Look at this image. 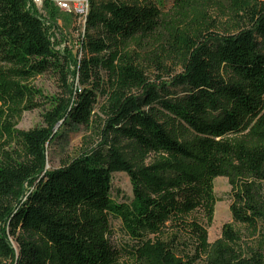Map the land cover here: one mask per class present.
<instances>
[{"label": "trees", "instance_id": "obj_1", "mask_svg": "<svg viewBox=\"0 0 264 264\" xmlns=\"http://www.w3.org/2000/svg\"><path fill=\"white\" fill-rule=\"evenodd\" d=\"M26 8L0 0V259L15 256L6 228L26 237L18 264H264V0H173L166 13L156 0H89L75 63ZM147 63L180 70L156 87ZM72 64L104 97L106 134L154 153V164L136 168L107 148L45 170L53 127L88 124L94 90L74 91L42 128L15 126L39 96L28 82L52 73L65 84ZM115 173L129 179L127 202L111 197ZM217 178L230 187L232 224L209 244ZM112 219L129 240L121 250Z\"/></svg>", "mask_w": 264, "mask_h": 264}, {"label": "rangeland", "instance_id": "obj_2", "mask_svg": "<svg viewBox=\"0 0 264 264\" xmlns=\"http://www.w3.org/2000/svg\"><path fill=\"white\" fill-rule=\"evenodd\" d=\"M172 1L156 0V4L161 11L166 13L171 9ZM208 17L218 20L220 19V14L211 11ZM59 27L60 34L58 40L66 43L63 54L66 52L70 53L72 61L75 63L77 56L80 58L84 55L83 51H79L78 34H80L81 28L77 27L74 23H70L69 25L62 23ZM144 65L147 78L156 87L161 86L162 83L167 85L171 77L176 75L180 70L170 63L165 64V71L156 69L155 65L153 66L152 64L147 63ZM77 76L75 65L72 64L68 67V76L65 84L58 75L52 73H47L29 81V86L36 90L39 96L33 102L35 108L22 113L20 119L17 120L15 129L21 132H27L34 128H42L44 127L43 115L54 109L58 104H70L74 91H76V94H81L83 91H93L95 89V84L92 80L82 85ZM99 77L103 83L106 81V75L104 73L100 72ZM93 93L95 95V102L88 124H76L64 118V120L59 121L53 127L52 136L44 145L46 157L45 170H56L62 164L78 158L80 155L105 152L107 148L117 151L136 168L154 164V153L145 154L134 144L117 138L113 134H106L105 124L107 116L102 111L104 97L98 91L94 90ZM4 151L10 153L11 147H5ZM262 185L264 193V182ZM213 193L217 201L214 206L212 223L207 228V242L209 244L220 237L223 225L232 224L228 210L231 202L229 195L230 187L225 178H217L214 180ZM111 197L115 201L122 203L131 199V187L126 174L115 173L112 175ZM110 225L113 231L110 240L111 244L116 250H121L123 246L129 244V240L124 235L118 220L112 219ZM234 229L243 232V243L249 246L253 245L255 238H251L247 231L243 230L239 225H234ZM5 236L8 245L14 250L15 256L9 260L0 259V264H18L20 260V245L18 242L19 239L25 238L26 240V237L22 236L19 232H16L12 236L6 228ZM119 263L126 264L123 259Z\"/></svg>", "mask_w": 264, "mask_h": 264}, {"label": "built area", "instance_id": "obj_3", "mask_svg": "<svg viewBox=\"0 0 264 264\" xmlns=\"http://www.w3.org/2000/svg\"><path fill=\"white\" fill-rule=\"evenodd\" d=\"M88 2L89 0H29V7L45 20L50 45L65 48L66 43L58 40L59 25L67 22L68 25L74 23L81 28V16L85 14ZM51 12H54L55 15L51 16ZM78 35V39L80 36H84L83 31H80Z\"/></svg>", "mask_w": 264, "mask_h": 264}, {"label": "bare ground", "instance_id": "obj_4", "mask_svg": "<svg viewBox=\"0 0 264 264\" xmlns=\"http://www.w3.org/2000/svg\"><path fill=\"white\" fill-rule=\"evenodd\" d=\"M26 9L29 10L32 13V15H35L39 19L40 22H42V25H43L46 33H47L46 27L44 25L45 20H43L42 16L41 15H38L35 10L30 9V7H29V0H27V8ZM88 12H89V2H88V4H86L85 14L83 16H81V31H83V33H84V27H85V22H86V18H87ZM82 38H83V36H80L79 37V45H80V43L82 41ZM51 47L54 49V51L58 52L59 54H63V50H64L63 47H57V46H54V45H51ZM79 48H80V46H79Z\"/></svg>", "mask_w": 264, "mask_h": 264}]
</instances>
